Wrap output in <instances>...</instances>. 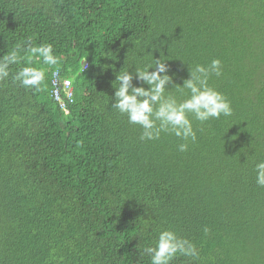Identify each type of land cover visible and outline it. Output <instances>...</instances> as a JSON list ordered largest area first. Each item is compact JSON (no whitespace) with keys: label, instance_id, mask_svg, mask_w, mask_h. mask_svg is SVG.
Wrapping results in <instances>:
<instances>
[{"label":"trees","instance_id":"trees-1","mask_svg":"<svg viewBox=\"0 0 264 264\" xmlns=\"http://www.w3.org/2000/svg\"><path fill=\"white\" fill-rule=\"evenodd\" d=\"M29 39L59 64L21 51L10 72L42 68V85L0 82V264H150L164 229L199 253L172 264H264V0H0V56ZM160 57L179 86L221 61L208 84L232 114L189 115L186 152L172 134L141 141L111 106L116 74Z\"/></svg>","mask_w":264,"mask_h":264},{"label":"clouds","instance_id":"clouds-1","mask_svg":"<svg viewBox=\"0 0 264 264\" xmlns=\"http://www.w3.org/2000/svg\"><path fill=\"white\" fill-rule=\"evenodd\" d=\"M21 51L30 54L41 61L43 65L57 66L59 57L54 53L51 43L34 45L29 39L26 46L16 45L11 51L0 56V82L6 81L10 75L13 83H17L26 90L39 89L45 80V71L33 66L19 67L12 74L11 65L21 62ZM189 78L183 81V86L176 85L173 77L168 75L169 68L166 60L161 57L135 67L133 73L129 69H121L115 78L116 87L112 107L127 117L130 125H138L142 129L139 137L141 141H154L162 133L172 134L179 138L178 150L186 152L189 142L195 143L196 132L192 120L204 123L210 119H219L221 116H231V102L219 91L209 86L212 75H222L221 61L214 59L205 67L203 65L188 66ZM57 73H53L56 75ZM136 80L140 86H135ZM71 81L66 80L59 84L53 79L52 96L61 103L66 94L67 101H71L73 93ZM145 85L147 87H145ZM175 88L182 95L178 99L171 94L168 86ZM256 183L264 187V161L256 163ZM204 233L209 229L205 227ZM144 253L150 258V264H172L178 256L197 258L199 253L191 240L181 237L171 229H164L158 233L153 246L144 248Z\"/></svg>","mask_w":264,"mask_h":264}]
</instances>
